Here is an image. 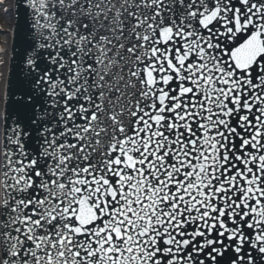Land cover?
<instances>
[{
    "label": "snow or ice",
    "instance_id": "snow-or-ice-1",
    "mask_svg": "<svg viewBox=\"0 0 264 264\" xmlns=\"http://www.w3.org/2000/svg\"><path fill=\"white\" fill-rule=\"evenodd\" d=\"M0 264H264V0H0Z\"/></svg>",
    "mask_w": 264,
    "mask_h": 264
}]
</instances>
